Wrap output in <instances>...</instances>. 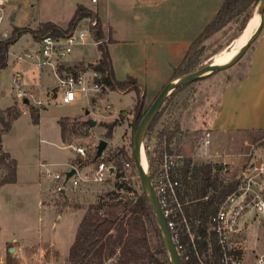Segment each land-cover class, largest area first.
Masks as SVG:
<instances>
[{
	"label": "rangeland",
	"instance_id": "374dc122",
	"mask_svg": "<svg viewBox=\"0 0 264 264\" xmlns=\"http://www.w3.org/2000/svg\"><path fill=\"white\" fill-rule=\"evenodd\" d=\"M78 3H81L85 7L96 12L92 7L95 3L91 2V0H76L75 3L72 2V0H6V5L3 9L4 20L0 23V40L7 39L11 35L14 26L37 28L40 22L51 20L63 27H66L75 13ZM216 7V0L206 3L203 10L196 14V19L194 21L196 22V25L198 23L201 24L203 21L208 23V21H210L208 19H210L212 13L217 11ZM254 10L255 7H253L250 11V16L243 26V16H241L207 39L204 43L205 45L203 51L196 48L195 52H192V55L195 53L197 54V66L195 69L210 63L211 59L220 50L226 48L236 37L243 33L251 24V17ZM13 13L16 14L14 19H12ZM128 17L130 19L131 15H128ZM89 20L83 19L79 21L77 25H79L80 22L89 23ZM128 24H130L129 21ZM88 27L89 26H87V28ZM37 42L38 41L33 39L31 33H26L11 45L8 53V65L10 66L11 71L6 73L5 69L0 70L1 108H7L12 105V103L14 104V101L16 105L18 104V101L16 100L17 87L14 82V73L16 72H20L23 76L22 90L31 89L36 92V96L39 95L38 93L41 89L44 90L48 87L49 89H52L56 85L57 79L51 68H44L42 70L38 65L36 51L39 46ZM248 53L249 51H247L245 55ZM29 54H33V57ZM112 54L116 58V70L114 68V71L118 80H125L129 74L132 75L131 73L126 74V70L123 67L125 62H132L133 59H136L139 62H147L148 70L144 74V77H146L145 84L148 85L150 92H152L150 94L152 97L151 99L149 98L150 100L148 101H145L144 99L146 107L152 103L158 94V91H160V88L154 86L156 85L157 78L167 75L173 66H178L181 63L180 58L175 54L157 56L149 53L148 55H134L126 54L124 50L116 49V47L114 48ZM83 56H85L87 60L77 61ZM98 57V46L93 42L92 37H87L85 45L82 46L80 44H75L72 52L67 54L65 60L60 62V64H63L64 66H71L72 68L76 67V69H88L95 66L98 61L96 58ZM171 64L173 66H171ZM237 67L238 63L229 68V70L231 72H235ZM225 72L226 70L206 75L192 83L184 85L176 91L175 94H170L168 99L160 108L162 109L161 117L153 129L157 130L161 128L164 120H170L172 122V126L177 130V136L175 139L178 147L182 152L189 153L197 145L201 138L200 135L195 133L196 129L202 125L203 120L216 109L219 103L220 92L224 85L222 79L225 76ZM172 75L169 80L181 74L174 77H172ZM1 91H4V93L2 94ZM53 98L54 101L52 103L40 109L38 123L33 122L34 118L29 111V106H35L32 101H29L27 105L18 104L17 107L20 108V110L22 109L21 106H23V109L26 110H21L20 115L12 121L11 129L2 134V141L6 143L8 150L12 153V155L21 160L23 164L24 162L29 161L36 162L41 157L50 163H55L52 164L51 167L53 170H65L68 167L69 158L74 157V159H72V163L80 169L77 177L81 182V185L86 184L81 187L84 189L86 188V191L84 195H80V183L75 185L72 182V178H69L66 182V194L71 196V199H68V201L72 204H77L78 206L83 205L87 209L91 203L97 201L100 194L116 188L115 183L118 178L115 179V177H111L104 182L93 179L94 164L98 160L112 162L108 159V156L109 154H112L110 152H116L119 148L125 146L130 149V130H132L130 123L133 119L132 109L136 99V92L133 90L122 91L118 89H109L107 92L98 94V96L94 97V100L92 101V97L83 96L77 99L74 103H62L58 101L59 97L56 93L53 94ZM106 103H110L111 108H103ZM130 105L131 107L126 109V107ZM2 114L3 113L0 114V117ZM64 117H69L71 119V123H73L72 119L74 118L80 120V122L82 120L88 121L89 119H93L96 121V124H77V131L68 133V140L65 143L61 139L62 136L60 134L59 125V120ZM119 117L123 120L120 121L114 128L113 136H105L106 129L101 122H109ZM1 126L2 124L0 121V128ZM40 138L45 140L41 142ZM102 139L107 140L108 144L103 150L100 159L96 160L94 158L97 153V145ZM232 141L227 138V142H224L228 144V147L226 148L227 150L231 146ZM234 141L241 157L248 158V152L251 150H260L263 145L262 142H264V136L260 137V134L254 131L246 133L243 132L235 138ZM67 143L72 144L73 146H86V155L77 154L73 146H68ZM40 147L43 151L41 156L39 154ZM79 159H81V161H78ZM124 161L121 165L116 164L118 172L123 171L124 174L126 173L129 176L127 180H131L130 182L134 184V187L137 190L139 188L138 172L136 173L133 169L126 170L124 168ZM238 169L239 168H237V170ZM29 171L35 173L34 179H37V175L38 178H40L39 169L37 170V167ZM5 172L6 169L0 167V176ZM148 173H150L149 169ZM84 178L87 179L84 180ZM52 182L53 179H46L43 181V184L47 186ZM52 191L53 192H51V194L53 196L59 195V192H57L56 188L53 186ZM77 193L79 195H77ZM120 193L122 194L120 198L128 197L125 189H122ZM77 213L79 214L81 212ZM76 218L78 219V216L75 217L72 223H76ZM17 221L20 222V220ZM77 225L75 224L73 226L74 232H76ZM256 225H258L257 231H261V226L257 223ZM253 235H255L254 231ZM43 243L45 244V248L49 247L47 243ZM0 246H2L1 240ZM37 249V247L26 249L25 259L21 260H23V262H25V260L28 262L25 264H50V260L55 258V254H53L50 249H45L43 255L39 257ZM57 250L59 257L55 258L57 263L54 264H68V251L67 253L64 252L61 246L57 248ZM12 253H14V251H12ZM9 256L16 264H18L17 260L20 259H13L12 254L10 253L8 257ZM0 264L4 263L0 262Z\"/></svg>",
	"mask_w": 264,
	"mask_h": 264
},
{
	"label": "crops",
	"instance_id": "0c3cea01",
	"mask_svg": "<svg viewBox=\"0 0 264 264\" xmlns=\"http://www.w3.org/2000/svg\"><path fill=\"white\" fill-rule=\"evenodd\" d=\"M211 1L213 0H99L92 7L102 21L107 38H111L108 47L116 70V58L112 54L115 47L124 50L126 54L134 55L175 54L181 62L193 40L211 22L223 3V0H216L217 11L212 13L208 19L210 21L208 23L203 21L196 25L194 22L196 14L203 10L206 3ZM128 15H131L130 19ZM15 16L16 14L13 13L12 19ZM247 51L249 53L238 62L235 72L226 70L222 79L224 85L220 92L219 103L206 118V120H210L212 132L211 151L221 154L220 159L232 162L236 168L246 164L248 158L241 157L234 144V139L243 132L264 129V26ZM80 60H87V58L83 56L77 61ZM171 66L173 65L171 64ZM175 66L167 75L157 78L154 86L161 90L164 83L172 75ZM123 67L126 74L131 73L138 79L145 101L150 100L152 92L145 84L146 77H144L148 70L147 62H139L133 59L132 62H125ZM10 71L11 68L8 65L5 72L9 73ZM50 89L48 87L44 90L41 89V91L46 93ZM1 93L3 94L4 91ZM129 107L131 105L127 106L126 109ZM0 110L2 111L4 108L0 107ZM227 138L233 140L228 150L226 149L228 144L224 143L227 142ZM43 140L45 139L40 138L41 142ZM1 144L3 150L8 151L17 160V179L15 182L0 186V240L2 242L0 262L6 264L10 253L13 259H20L17 260L18 264L28 263L21 259H25V250L31 247L38 248L39 257L43 255L45 249H50L55 254V258H58L57 248L60 246L64 252L67 253L68 251L69 256L70 246L75 239L86 208L83 205L78 207L63 206L64 200L71 199V196L66 194V185L62 192H59V195L53 196L51 194L53 192L52 186L55 187L58 181L53 180L51 184L45 186L43 181L47 178L43 176L42 171L47 168L66 174V172L75 169L76 165L72 163L74 157L69 158L68 167L65 170H53L51 167L55 163H50L41 157L36 162H24V165L21 160L12 155L6 143L1 141ZM42 152L40 147V156ZM41 163L45 164L41 165ZM36 167L37 170L39 169L40 178L37 175V179H34L35 173L29 170ZM79 170V168L76 170L74 177L78 178ZM74 177H72V181ZM62 182H67L66 177ZM79 183L80 195H84L86 188L81 187L86 184L81 185V182ZM77 195L79 194L77 193ZM77 212L81 213L78 214ZM76 216H78L76 223H72ZM75 224H78L76 232L73 231ZM43 242L47 243L49 247L45 248ZM55 258L50 260V264L57 263Z\"/></svg>",
	"mask_w": 264,
	"mask_h": 264
},
{
	"label": "built area",
	"instance_id": "2783aa9c",
	"mask_svg": "<svg viewBox=\"0 0 264 264\" xmlns=\"http://www.w3.org/2000/svg\"><path fill=\"white\" fill-rule=\"evenodd\" d=\"M98 1L91 0L93 3ZM5 5L6 0H0V23L4 20ZM96 23L97 17L89 20V23L80 22L66 36L45 35L37 42L38 65L41 69L50 67L57 77V83L49 92L40 91L36 96V92L31 89L22 90L23 76L20 72L14 73L18 104L27 105L32 101L41 109L54 101L55 93L58 94V101L62 103H73L83 96L92 97V101L98 94L103 93V84L97 80L101 72L94 66L74 71L59 70L60 62L72 52L75 44L85 45L87 37H92L97 46L102 41L93 35ZM29 55L33 57V54ZM21 107V110H26ZM103 108L109 109L111 104L106 103ZM211 143V130L203 131L199 142L189 153L181 151L175 138L167 140L166 136H159L158 129L147 132L144 138L143 148L148 169L150 160L154 162L151 182L181 262L264 264V143L260 150H251L247 153V163L238 170L232 162L220 159L221 154L212 152ZM73 148L77 154L86 155V146L79 145ZM188 157L191 158V167L211 164L212 173L218 172L225 186L235 185L221 199L216 210L209 213L206 218L192 215V204L199 198H190L183 190L180 171ZM111 166L113 171L109 170ZM74 168L78 169L76 166ZM124 168L138 172L135 164L129 161H124ZM119 173L121 175H118ZM42 174L47 179L58 181L55 185L57 192H62L65 188L66 183L62 181L65 180L66 174L53 172L47 168ZM111 177L118 178L119 182L129 178L123 171L118 172V167L113 162L98 160L94 164L93 179L104 182ZM72 182L76 185L80 181L74 177ZM122 189L124 190L123 187L117 189L120 197ZM125 192L127 196L135 194L134 190L125 189ZM208 198L209 194H206L201 199ZM256 223L261 226V231H257Z\"/></svg>",
	"mask_w": 264,
	"mask_h": 264
},
{
	"label": "trees",
	"instance_id": "16d2710c",
	"mask_svg": "<svg viewBox=\"0 0 264 264\" xmlns=\"http://www.w3.org/2000/svg\"><path fill=\"white\" fill-rule=\"evenodd\" d=\"M258 1L223 0L217 14L198 37L193 40L181 63L174 67L172 77L193 71L197 66V54L192 55V52H195L196 48L203 51L204 43L211 35L222 30L230 22L241 16H243V26L250 16V11ZM96 17L97 23L93 27V35L96 39H101L102 41L98 44L100 56L94 68L101 72V76L97 80L103 84V92H107L109 89L133 90L136 92V99L132 109L133 119L130 123L132 126V130H130V149L124 146L116 152H110L112 154H109L108 159L119 165L124 160L134 164L131 148L133 146L134 132L151 103L148 107L145 106V96L142 94L141 85L135 76L129 74L125 80L116 78L108 47L111 38H107L97 12L78 3L75 13L66 27L51 20L40 22L37 28L14 26L11 35L7 39L0 40V70L7 68L10 47L23 34L31 33L35 41H39L45 35L62 37L66 36L77 26L79 21L83 19L92 21ZM75 69L76 67L59 65V70L74 71ZM182 87L175 89L171 95ZM29 111L34 118L33 122L38 123L40 109L35 106H29ZM161 111L162 109L157 112L148 132L153 130L159 121ZM1 113L3 114L0 117L2 124L0 128V167L5 168L6 172L0 176V186L5 183L15 182L17 179V160L8 151L2 149L1 141L2 134L11 129L12 121L20 115L21 110L14 103L2 110ZM70 120L69 117L59 120L61 136L65 142L68 140V133L77 131V124H89L86 120L80 122V120L73 118V123ZM122 120L119 117L109 122H101L106 129L105 136L112 137L114 128ZM210 129V120L204 119L203 124L196 129L195 133L202 136L204 130ZM251 131L259 133L260 137L264 136V129ZM158 133L159 136H166L167 140H172L177 136V130L172 126L170 120H164L162 127L158 129ZM100 157L101 155L98 156L96 153L94 159L98 160ZM78 161H81V159ZM190 162L191 158H186L180 171V177L184 184L183 190L188 197L199 198L192 204V215L206 218L209 213L216 210L221 199L235 185L225 186L224 180L220 178L219 173H212L211 164L191 167ZM153 171L154 162L150 160L149 172L151 177ZM118 175H121V173ZM139 180L138 177L139 188L137 190L134 184L130 182L131 180L117 181L114 190L100 194L97 201L87 207L79 223L75 239L70 246L68 264H171L155 215ZM122 187L127 190H134L135 194L127 198H120L117 189ZM206 194H209L208 200H202L201 198ZM62 204L63 206L78 207L77 204H72L68 199L64 200ZM6 264L16 263L9 256Z\"/></svg>",
	"mask_w": 264,
	"mask_h": 264
},
{
	"label": "water",
	"instance_id": "95a60500",
	"mask_svg": "<svg viewBox=\"0 0 264 264\" xmlns=\"http://www.w3.org/2000/svg\"><path fill=\"white\" fill-rule=\"evenodd\" d=\"M72 2H76V0H72ZM260 16V22L253 32V34L249 37V39L245 42V44L238 50L235 56L224 64H213L212 62L207 63L191 72L183 73L169 81H167L161 90L158 92L154 100L152 101L151 105L145 112L144 116L142 117L138 127L134 132L133 138V146H132V153L134 158V164L138 171V177L140 179V183L142 189L146 195V198L152 208V211L155 215V219L158 223L162 240L165 245V248L169 255V260L171 264H182L180 256L175 248L174 242L172 240L171 231L167 226L165 217L163 215L162 208L158 201V198L155 194L150 175L148 173V168L145 170L142 164V157H141V150L143 148L144 138L149 130V127L155 118L157 112L160 110L161 106L164 104L168 96L177 88L184 86L186 84L192 83L206 75L212 74L217 71H224L238 63L242 57L247 52L248 48L252 45V43L257 39L259 34L261 33L263 26H264V0H259L255 5V10L252 13L251 19L255 15ZM250 19V21H251ZM249 21V22H250ZM249 24V23H248ZM25 102L27 103L28 100L26 99ZM88 112V111H87ZM88 123L91 125L96 124V121L93 119H89ZM108 141L102 139L99 141L97 145V155H101L103 150L107 147ZM110 171H113V167L109 168ZM76 172L75 169L66 172V180L71 178L74 173ZM13 250V249H12ZM11 250V251H12Z\"/></svg>",
	"mask_w": 264,
	"mask_h": 264
},
{
	"label": "bare ground",
	"instance_id": "6f19581e",
	"mask_svg": "<svg viewBox=\"0 0 264 264\" xmlns=\"http://www.w3.org/2000/svg\"><path fill=\"white\" fill-rule=\"evenodd\" d=\"M260 22V16L257 14L253 17L251 24L245 29L243 33H241L238 37H236L226 48L220 50L210 62L213 64H224L231 60L238 50L245 44V42L249 39V37L253 34L255 29L257 28ZM142 164L145 170L148 168L147 157L145 154L144 148L141 150Z\"/></svg>",
	"mask_w": 264,
	"mask_h": 264
}]
</instances>
